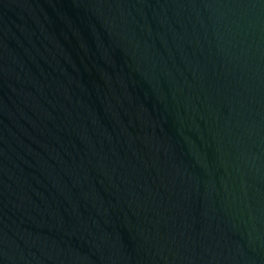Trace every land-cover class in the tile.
Returning <instances> with one entry per match:
<instances>
[{
    "label": "water",
    "instance_id": "obj_1",
    "mask_svg": "<svg viewBox=\"0 0 264 264\" xmlns=\"http://www.w3.org/2000/svg\"><path fill=\"white\" fill-rule=\"evenodd\" d=\"M0 264H264V0H0Z\"/></svg>",
    "mask_w": 264,
    "mask_h": 264
}]
</instances>
